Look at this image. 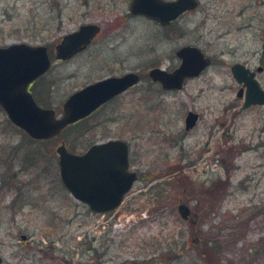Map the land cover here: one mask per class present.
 Returning <instances> with one entry per match:
<instances>
[{
	"label": "rangeland",
	"instance_id": "obj_1",
	"mask_svg": "<svg viewBox=\"0 0 264 264\" xmlns=\"http://www.w3.org/2000/svg\"><path fill=\"white\" fill-rule=\"evenodd\" d=\"M130 1L0 0V47L48 49L51 68L31 86L35 102L56 117L88 84L140 76L48 141L30 139L0 108L2 264H264V106L242 109L230 73L233 64L254 71L264 57V0H197L167 26L144 17L121 21ZM85 24L100 28L94 42L54 62L63 36ZM187 46L211 66L180 91H163L148 72L173 71L176 51ZM257 80L264 83V74ZM189 111L199 119L187 132ZM107 140L127 142L129 170L155 178L138 179L116 211L100 216L62 186L56 148L64 143L80 154ZM180 204L192 223L180 218ZM204 244L215 248L213 257L207 250L199 257Z\"/></svg>",
	"mask_w": 264,
	"mask_h": 264
},
{
	"label": "water",
	"instance_id": "obj_2",
	"mask_svg": "<svg viewBox=\"0 0 264 264\" xmlns=\"http://www.w3.org/2000/svg\"><path fill=\"white\" fill-rule=\"evenodd\" d=\"M198 6L197 0H131L129 13L143 16L167 26L182 13ZM100 28L95 24L81 25L77 31L63 36L55 47L54 62L68 61L89 46ZM179 66L171 72L154 68L148 72L153 83L163 91H180L187 79H196L211 66V60L197 47H182L176 51ZM52 59L47 47L16 43L0 47V108L8 120L30 139L48 141L57 137L66 127L89 117L101 105L125 93L140 82V76L129 72L107 77L88 84L72 93L63 103L62 115L40 107L28 92V86L43 77L51 68ZM264 72L262 65L256 72L242 64H233L230 73L238 85L236 97L243 99L242 109L264 106V89L255 78ZM197 113L187 112L184 130L189 132L197 124ZM60 181L77 202L94 215L116 211L125 196L138 181V173L129 170V145L123 140H107L91 145L80 154L70 152L64 143L56 148ZM180 218L192 223L190 209L180 204ZM22 241L26 236H20ZM0 257V264H2Z\"/></svg>",
	"mask_w": 264,
	"mask_h": 264
},
{
	"label": "flooded vegetation",
	"instance_id": "obj_3",
	"mask_svg": "<svg viewBox=\"0 0 264 264\" xmlns=\"http://www.w3.org/2000/svg\"><path fill=\"white\" fill-rule=\"evenodd\" d=\"M166 1V0H165ZM167 1H171V0H167ZM173 1V0H172ZM131 2V1H130ZM130 4V3H129ZM128 11H129V8H128ZM191 11H186V12H184V13H182L177 19H175L174 21H172V22H170L169 23V25H171V24H173V23H176L180 18H182V17H184L185 15H187L188 13H190ZM126 17H131V18H133V17H143V16H134V15H131L129 12H127V14H126V16H120V20L122 21L123 19H125ZM144 18H146V17H144ZM148 19V18H147ZM148 20H150V19H148ZM151 21H153V20H151ZM155 22V21H154ZM155 24H158L157 22H155ZM159 25V24H158ZM100 33V32H99ZM99 34H97L94 38H93V40L91 41V43L89 44V46L94 42V40H95V38L98 36ZM88 47V46H87ZM84 50H86V49H84ZM84 50L82 51V52H84ZM81 53V52H80ZM79 54V53H78ZM76 56V55H75ZM177 57V56H176ZM178 58V57H177ZM263 58V57H262ZM262 58H261V61H260V65H258L256 68H255V70L253 71V72H256V70H257V68L258 67H260L261 65H262ZM58 62H62V61H58ZM64 62V61H63ZM212 63V62H211ZM252 71V70H251ZM261 74H264V72L262 71V72H257L256 73V75H255V78L257 79V75H261ZM197 79V78H196ZM188 80H193V79H187V80H185V82L186 81H188ZM185 82H184V84H185ZM260 83V86L264 89V83H262V82H259ZM155 84H157V85H159L158 83H155ZM184 84H183V86H184ZM160 86V85H159ZM239 88H240V86H239ZM239 90V89H238ZM28 92L32 95V97H33V92H32V86L30 85V86H28ZM171 92H173V91H171ZM120 96V95H119ZM118 97V96H117ZM117 97H115V98H117ZM115 98H113L112 100H110L109 102H107L106 104H103V105H101L97 110H95L93 113H95L96 111H98L100 108H102L103 106H105V105H107L108 103H110L111 101H113ZM242 103H243V99H242ZM92 113V114H93ZM91 114V115H92ZM90 115V116H91ZM89 116V117H90ZM88 118V117H87ZM87 118H85V119H87ZM85 119H83V120H80V121H78V122H76V123H74L73 125H75V124H78V123H80V122H82V121H84ZM72 126V125H71ZM139 175V174H138Z\"/></svg>",
	"mask_w": 264,
	"mask_h": 264
},
{
	"label": "trees",
	"instance_id": "obj_4",
	"mask_svg": "<svg viewBox=\"0 0 264 264\" xmlns=\"http://www.w3.org/2000/svg\"><path fill=\"white\" fill-rule=\"evenodd\" d=\"M76 125V124H75ZM73 126V125H72ZM173 173L174 174H179V179L180 180H183V182L186 184V185H188V181H185V176H184V174H183V172L181 171V170H179V168L178 167H175V168H173ZM160 177V176H159ZM155 178V176H152L151 174H148V173H146V174H139V180H149V179H154ZM202 249L203 250H200L199 252H198V255H199V257L201 258H204V255L207 253L206 252V250L208 251V255H209V258L210 257H213L214 256V254H215V248L214 247H212V246H210V247H207V244H204L203 245V247H202Z\"/></svg>",
	"mask_w": 264,
	"mask_h": 264
}]
</instances>
